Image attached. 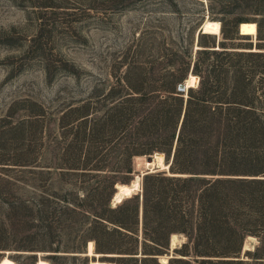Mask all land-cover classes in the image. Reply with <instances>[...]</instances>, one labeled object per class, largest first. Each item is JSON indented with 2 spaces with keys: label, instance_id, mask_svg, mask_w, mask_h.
Instances as JSON below:
<instances>
[{
  "label": "rangeland",
  "instance_id": "obj_1",
  "mask_svg": "<svg viewBox=\"0 0 264 264\" xmlns=\"http://www.w3.org/2000/svg\"><path fill=\"white\" fill-rule=\"evenodd\" d=\"M208 19L222 23L221 38L201 34L197 40ZM260 20H264V0H0V119L11 116L14 124L24 121L28 131L23 139L18 132L0 135L5 145L0 146V154L31 150L26 166L0 169V213L8 211L6 201L16 204L54 193L93 201L108 197L112 202L116 185L132 184L145 170L144 159L156 154L165 159V154L176 150L192 91L193 123L184 133L177 164L199 173L192 176L206 182L187 186L185 194L178 193L188 199L176 202L188 214L192 240L200 223L198 196L210 190V181L217 178L227 188L225 209L233 219L261 221L264 186L253 180L264 177V69L255 66L264 65V54H257L264 52L253 51L257 39L240 35L238 28L243 21ZM196 45L202 49L196 50ZM191 74L198 78L197 85L181 91ZM238 78L256 89L260 125L251 134H218L206 127L209 117L229 114L227 105L218 107L219 94L231 97L236 84L232 83ZM205 87L215 88L208 103H201L198 98ZM106 114L113 116L115 125L104 122ZM32 124L38 126L37 141ZM87 159L99 168L76 166ZM156 173L169 178L165 172ZM148 185L151 190H177L157 178ZM125 201L130 207L141 206L142 192ZM52 207L58 208L56 201ZM5 222L8 232L0 236V244L11 248L0 251V262L9 258L15 264H36L39 259L49 264H89L92 260L85 256L88 241L59 253L17 251L14 247L27 236H34L30 245L45 247L44 234L37 228L26 231L15 221L13 229ZM261 231L257 236L245 234L241 252L232 255L239 258L230 259L264 264ZM55 235L63 236L59 241L64 247L65 232L56 229ZM173 235L178 250L189 242L186 234ZM173 235L169 250L160 256L167 263L171 255L182 258L172 253ZM57 246L54 241V249ZM258 248L260 256L255 257ZM186 258L196 260L192 246Z\"/></svg>",
  "mask_w": 264,
  "mask_h": 264
},
{
  "label": "trees",
  "instance_id": "obj_2",
  "mask_svg": "<svg viewBox=\"0 0 264 264\" xmlns=\"http://www.w3.org/2000/svg\"><path fill=\"white\" fill-rule=\"evenodd\" d=\"M244 22L257 24L258 36L256 41L258 42L255 46L258 47L256 48L259 50L258 52H264L262 48L264 47V20L255 22L243 21L240 24ZM250 50H253V48H250ZM255 68L261 70L264 69V65H256ZM233 82V85L236 84L231 97L226 98L225 92L219 94L221 96L219 100L222 101L219 102L218 107L223 108L224 105H227L226 108H228L229 114L225 116L216 114L213 117H209L208 126L206 127H211L216 133L223 135L235 132L254 133V130L260 125L258 106L261 104L256 97V89L252 87L250 81L247 82L238 78ZM205 88L206 92L201 93L200 98H198L201 103H208L209 95L214 92L215 87ZM218 88L220 87L218 86ZM191 93L192 91H190V97L187 95L186 111L177 137L178 147L173 154L172 152L165 154L164 161L169 165V172H161L168 174L169 178H160V173L156 172L146 175L142 184L141 206L138 203L130 207L124 200L118 206L112 207L111 199L108 197H98V199L93 201L87 196L71 198L70 195H59L57 193L48 197L39 196L30 201L20 200L16 204L6 201L4 203L8 205V211L0 213V236L4 237L8 232L5 221H9L14 227L13 229H16L15 224L12 223L15 221L18 224L17 226L22 227L26 231L34 228L41 229L44 234V244H47L45 247L30 245L34 242V236H27L24 241L14 247L18 249L17 251H23L22 253L36 252V250H55L52 252L59 253L62 248L78 249L88 241V244L90 242L94 244L95 254L99 255V257L91 258H98V261L101 258L100 262L103 261L102 263L107 261L105 263L109 264L125 262L163 264L158 258L163 255L164 251L169 250L171 235L186 234L189 242L184 243L180 250L174 249L182 258L170 259L166 264H236L233 262L248 264L244 263V261H232L233 259L230 258H239L232 255H239L241 252L245 234L257 236L261 234V230H264V212H262L261 221L254 223H245L233 219V214L227 213L225 209L229 203L228 194L224 193L227 188L224 187V181H221V178H217L215 181H210L213 183L210 190H206L202 195L198 196L200 223L194 228V239L192 240L188 214L182 209L181 204L176 203L177 201L182 202L184 199H188V197H179L180 193L178 192H186V187L191 184L206 182L203 178L192 176V174L199 173H194L195 171L192 169L177 164L183 150L184 133L193 123L190 116V107L194 96ZM41 110L44 112L42 108ZM40 112L38 111V115H40ZM105 117L104 122H110V124L115 125L116 122L113 116L106 114ZM25 123L20 121L14 124L11 116H8L7 119H0V135L18 132L19 138L23 139L28 134ZM194 123L196 124V122ZM30 127H32L34 141H37L35 132H37L38 126L32 124ZM0 146L3 147L5 145L0 143ZM22 152L20 155H8L9 157L0 154V169H7L10 166H16V168L26 166L23 164L28 163L27 156L31 150L27 147ZM76 166L81 167L83 170L99 168L98 165L92 164L89 159L86 160V163H79ZM204 172L206 175H215L212 171ZM156 178L169 183L177 190L167 189L168 187H158V189L151 190L148 185L149 181ZM253 181L258 185L264 186V177H259V179ZM1 190L0 188V198L3 195ZM209 191L213 192V194H208ZM185 192L182 193L185 194ZM54 201H56L58 208L52 207ZM88 212H91V214ZM1 215L4 217L3 219ZM90 215L93 217L91 221ZM130 216H133L132 222L128 221ZM34 222H38L36 223L38 225H35ZM56 229H59L61 233L65 232L67 236L64 247H62L63 241H59L63 236H56ZM139 235L142 237L140 242ZM54 241L58 244L55 249L53 247ZM191 246L196 257L194 262L186 258L191 251ZM9 248H11L10 245L0 244V251H9L7 250ZM38 253L40 252L38 251ZM259 253L260 248L254 251V256H260ZM197 257H200V259H197ZM92 264H96V262L93 261ZM255 264H261V262L256 261Z\"/></svg>",
  "mask_w": 264,
  "mask_h": 264
},
{
  "label": "bare ground",
  "instance_id": "obj_3",
  "mask_svg": "<svg viewBox=\"0 0 264 264\" xmlns=\"http://www.w3.org/2000/svg\"><path fill=\"white\" fill-rule=\"evenodd\" d=\"M239 34L242 36H250V37H254L255 39H257L258 36V26L256 23H252V22H244L241 25H239ZM201 34L204 35H213V36H217L218 38H221L222 35V23L219 21H214V20H206L203 25L200 28L199 34L197 35L199 39V36ZM202 48L199 45H196V50H201ZM215 49V48H214ZM215 50H220V48H216ZM253 51H258L253 50ZM198 82V78L191 74L189 76V78L187 79L186 83L182 84V86L184 88H186V90L195 87V85H197ZM154 162L153 163H149L146 161V159H144V164H145V170L141 172V174L137 175L136 180L130 184V185H117L115 190L116 195H115V199L113 202L112 207H116L119 204H121L124 200L132 197L133 195L138 194L139 192L142 191V181L143 178L151 173H155V172H161V171H167L169 172V165H167L164 161V157L160 154H156L154 156ZM149 170H152L151 172H149ZM143 175V178L141 177ZM171 175V174H170ZM176 242H177V236H172L171 239V249L177 248L176 246ZM248 250V249H246ZM38 255V254H36ZM97 255V256H96ZM86 257H99L98 254H95L94 251V244L92 242H90L88 244V248L86 251ZM93 259V258H92ZM161 263L166 264L167 263V259L161 258ZM94 262H96V264H109V263H102L100 261H96L93 260ZM92 261V263H93ZM91 263V264H92ZM0 264H15L12 260H10L9 258H4L2 260V262H0ZM36 264H49L47 261H44L43 259H39L38 262Z\"/></svg>",
  "mask_w": 264,
  "mask_h": 264
},
{
  "label": "water",
  "instance_id": "obj_4",
  "mask_svg": "<svg viewBox=\"0 0 264 264\" xmlns=\"http://www.w3.org/2000/svg\"><path fill=\"white\" fill-rule=\"evenodd\" d=\"M241 25V24H240ZM200 31V30H199ZM198 34H199V32H198ZM257 43V42H256ZM180 90L181 91H186V88H184L182 85L180 86ZM154 156H150V157H148L147 159H146V161L147 162H149V163H153L154 162ZM152 170H149V172H151ZM142 178H143V175L141 176ZM143 182V181H142ZM117 192V191H116ZM116 192H115V194H114V196H113V199H112V202H111V206L113 205V202H114V199H115V195H116ZM174 249H176V248H174ZM174 249H171L172 250V253H173V251H174ZM175 257H174V255H171L168 259H174ZM159 260L161 259V257H159L158 258ZM92 261H93V259L92 260H90V262H89V264H91L92 263ZM98 261V260H97Z\"/></svg>",
  "mask_w": 264,
  "mask_h": 264
}]
</instances>
